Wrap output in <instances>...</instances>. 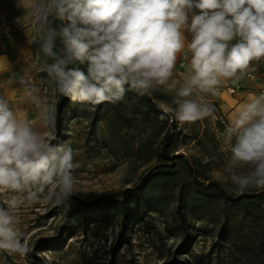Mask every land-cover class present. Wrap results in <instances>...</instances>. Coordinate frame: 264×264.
<instances>
[{"label": "rangeland", "instance_id": "374dc122", "mask_svg": "<svg viewBox=\"0 0 264 264\" xmlns=\"http://www.w3.org/2000/svg\"><path fill=\"white\" fill-rule=\"evenodd\" d=\"M28 2L25 0V4ZM4 28L12 33L17 60L13 62L8 55L0 54V99L53 145H71L76 164L73 195L92 200L139 184L159 161L155 155L158 139L151 129L140 128L124 111L125 117L120 118L109 104L77 102L62 125L61 135L55 137L54 108L58 95L54 80L40 75L41 54L32 52V44L42 36L32 9L26 14L19 12ZM184 36L187 44L191 34L185 30ZM190 56L185 47L177 54L173 76L149 90L167 112H174L177 107V91L188 75ZM226 79V83L207 91L194 89L187 97L207 106L210 114L193 123L177 120L181 132L177 147L194 162L200 171L198 178L205 184L215 180L231 194L239 195L242 193H237L227 180L235 138L229 142L227 137L226 130L232 124L223 110L220 94H234L231 89L238 92L248 88V82L264 81V58L253 60L248 68ZM140 143L145 145L140 148ZM167 180L159 175L149 178L138 202L130 203L125 228L120 225L117 207L111 205L97 208L85 220L76 217L59 234L64 216L56 206L65 197L56 185L46 187L32 200L27 199V192L0 190V207L7 209V202L13 197L24 200L14 212L20 237L29 251L38 237L58 236L56 242L44 245L37 253L42 264H163L174 256L189 264H264V252L254 256L247 249L242 251L243 245L235 247L229 238L217 236L223 201L208 192L191 186L185 199L183 225L176 209L179 187ZM232 210L234 216L229 225L238 228L244 237L249 221L242 212ZM182 241L185 249L176 255L174 251ZM28 252L21 255L0 250V264H34Z\"/></svg>", "mask_w": 264, "mask_h": 264}, {"label": "clouds", "instance_id": "9594fccd", "mask_svg": "<svg viewBox=\"0 0 264 264\" xmlns=\"http://www.w3.org/2000/svg\"><path fill=\"white\" fill-rule=\"evenodd\" d=\"M18 6L31 8L40 23L41 49L55 61L47 72L56 90L80 103L115 104L127 91L147 94L173 76L177 54L187 47L191 73L177 91L174 115L193 123L210 114L187 99L194 89H212L221 77L264 58V0H18ZM49 17L62 22L59 31ZM226 134L229 142L235 138L227 180L237 193L264 189V95L244 106ZM75 167L70 144L53 145L0 99V190L27 192L32 200L56 185L67 198ZM23 203L13 197L7 209L0 207V250L10 254L29 251L14 212Z\"/></svg>", "mask_w": 264, "mask_h": 264}, {"label": "trees", "instance_id": "16d2710c", "mask_svg": "<svg viewBox=\"0 0 264 264\" xmlns=\"http://www.w3.org/2000/svg\"><path fill=\"white\" fill-rule=\"evenodd\" d=\"M29 8L20 7L15 0H0V54H6L10 57L13 62L17 60V51L15 48L14 41L11 38V32L6 31L4 28L10 25L12 19L20 14H26ZM51 21L50 26L59 31L61 21L55 20L49 17ZM37 24L40 26L39 21ZM42 32V36H43ZM42 36L37 42L32 44V52L34 54H41L40 60L41 70L40 75L45 79H52L55 82L54 76H49L47 72L48 66L53 64L55 61L52 57L45 55L41 49ZM57 47L54 51L59 52L61 47L60 40L57 38ZM57 100L54 108V129L55 137L61 135L62 125L67 118L68 114L76 107L77 102L72 101L68 97L61 96L57 91ZM109 104L120 118H124L126 114H130L132 117L130 121L136 122L140 128H150L152 135L155 136L157 141L156 158L159 161L155 163L151 170L143 177V180L135 185L126 187L115 194L109 193L100 195L95 199L89 200L78 195L71 194L64 199L60 204L56 206L63 216L59 227V234L65 231L67 225L76 217L81 220L87 219L94 210L99 207H106L114 205L120 214V225L127 227L129 223V209L132 201L138 202L141 192L149 178H155L156 175L167 178L170 183L178 185V201L177 211L179 220L185 225V210L184 204L186 196L191 190V186L195 187L197 191H203L210 193V196H214L217 199L223 201L221 211V223L217 229V236L219 238H229L230 242L237 245H243L242 251L247 249L253 253L254 256H260L264 252V189L257 190L253 188L251 192H244L239 195H234L228 192L221 184L212 180L208 184H205L199 179L200 171L189 157L183 152H180L177 147V140L179 138L180 131H178L177 119L175 118L174 112L165 111L164 107L155 96L149 91L145 95H140L135 91H127L122 101L116 102L115 104ZM102 106V104L97 105ZM161 115L164 116L161 119ZM56 141V140H53ZM145 143H140V148ZM189 175V178H183L182 175ZM167 180V181H168ZM233 208L237 211L242 212L244 218L248 219V232L242 237L238 232V228L230 226L229 223L233 219ZM256 237L253 238L252 235ZM246 238H249L246 239ZM58 236H41L36 239L32 246V250L28 252L30 261L34 264H42V260L37 253L43 248L44 245L56 242ZM250 239H252V242ZM183 241L175 249L174 253H182L184 250ZM163 264H189L183 260L173 257L172 260L166 261Z\"/></svg>", "mask_w": 264, "mask_h": 264}, {"label": "crops", "instance_id": "0c3cea01", "mask_svg": "<svg viewBox=\"0 0 264 264\" xmlns=\"http://www.w3.org/2000/svg\"><path fill=\"white\" fill-rule=\"evenodd\" d=\"M191 55V54H190ZM188 69H186V75L191 73L190 61L188 62ZM187 75V76H188ZM227 82L226 78L221 77L217 85H222ZM216 85V86H217ZM249 87L245 90H235L234 94L227 93L220 94L223 110L225 111L226 117L232 124L238 113L244 108L245 105L250 103L255 97L264 95V81L248 82Z\"/></svg>", "mask_w": 264, "mask_h": 264}, {"label": "built area", "instance_id": "2783aa9c", "mask_svg": "<svg viewBox=\"0 0 264 264\" xmlns=\"http://www.w3.org/2000/svg\"><path fill=\"white\" fill-rule=\"evenodd\" d=\"M230 91L234 92V91H235V89H231Z\"/></svg>", "mask_w": 264, "mask_h": 264}]
</instances>
